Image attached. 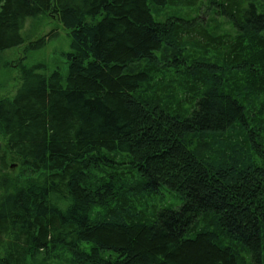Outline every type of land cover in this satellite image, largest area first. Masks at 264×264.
<instances>
[{"label":"trees","instance_id":"16d2710c","mask_svg":"<svg viewBox=\"0 0 264 264\" xmlns=\"http://www.w3.org/2000/svg\"><path fill=\"white\" fill-rule=\"evenodd\" d=\"M261 1L0 0V264H264Z\"/></svg>","mask_w":264,"mask_h":264},{"label":"rangeland","instance_id":"374dc122","mask_svg":"<svg viewBox=\"0 0 264 264\" xmlns=\"http://www.w3.org/2000/svg\"><path fill=\"white\" fill-rule=\"evenodd\" d=\"M260 3H263L264 0ZM179 12V11H177ZM200 18L204 19V21L213 20L209 9L203 8L200 12ZM161 20H165L167 18L177 17V13L172 9H166L160 13ZM179 16V15H178ZM217 24L222 29V22L217 20ZM224 31L225 25L223 24ZM223 31V29H222ZM223 31V32H224ZM55 33V36H52ZM26 34L29 35L32 40L36 41L41 38L52 40L48 43L47 47L37 53L31 52L27 50L28 43L20 48H16L4 53L1 58L3 60L2 63H15L8 70H1L0 72V101L6 99H12L17 89L20 85L19 80V63L24 64L26 66L32 67L33 65L45 61L50 67H56L61 63L65 62L62 54L67 53L69 51V46L66 44L67 31L58 23L55 18H51L50 16L39 18L37 20L30 21L26 26ZM69 45V43H68ZM17 65V66H16ZM3 177V174L0 172V182ZM4 196V191L0 187V201Z\"/></svg>","mask_w":264,"mask_h":264}]
</instances>
